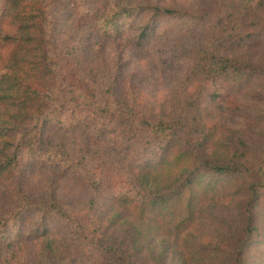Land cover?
<instances>
[{
    "label": "trees",
    "instance_id": "trees-1",
    "mask_svg": "<svg viewBox=\"0 0 264 264\" xmlns=\"http://www.w3.org/2000/svg\"><path fill=\"white\" fill-rule=\"evenodd\" d=\"M56 1L3 0L0 4V189L10 185L14 202L10 211L0 212V241L9 230L20 227L28 212L32 227L26 236L44 243L40 247L42 257L33 264H70L73 258L77 259L75 264H85L82 248L94 245L103 254L100 264H139L137 245L142 235L165 228L174 236L186 233L202 215L205 201L220 195L221 184L236 176L238 180H245L246 185L240 182L233 197L245 198L246 204L240 211L244 225L234 263L251 264L247 251L264 242V233L258 232L264 231V224H258L264 219V211L260 210L264 199V146L250 150L239 139L240 146H234V154L228 158L215 157L209 151L214 146L209 138L214 135V129L222 130L223 125H194L191 118L194 109L189 104L153 115L126 105L110 91L99 94L101 99L93 97V92L81 85L84 78L75 72L69 75L63 67L60 54L69 53L72 47L69 41L62 50L55 41ZM253 1L239 0L240 11L264 14V0H257L255 5ZM68 4L72 8L69 17H78L79 23L83 20V28L88 27L104 39H116L123 29H133V17L144 11L145 19L136 26L137 41H131L135 49H141L148 42L162 16L189 15L148 5L133 6L130 0H96V5L92 0H74ZM243 38L240 41L243 45L237 49L252 50L255 44H244ZM219 48L216 42L209 41L197 52L190 70L195 78L207 84L223 78H230L236 84L252 79L264 86V55H251L253 62L242 61L231 55L224 56ZM258 100L263 108L257 113L264 115V98ZM84 118L92 124L93 143H105L113 151V165L131 150L130 141L142 140V160L132 168L126 167L119 175L112 171L120 180L122 190L113 195L104 216L115 219L111 226L117 233L115 238L107 237L110 228H99L107 221L104 219L99 225L93 199L87 212L95 220L94 231L90 232L89 225L86 232L74 216L64 213L52 194L44 201L35 202L22 191L20 176L26 165L44 162L61 178L78 173L90 186L88 189L97 190L102 186L92 176L85 156L77 157L60 144L56 145L59 141H53V145L46 139L54 122L57 128L66 131ZM156 147V151H151ZM49 215L60 216L75 225L68 247L60 239L51 237L46 225ZM124 219L130 222L127 229L121 225ZM21 236V233L17 235ZM0 260V264L9 263L4 258Z\"/></svg>",
    "mask_w": 264,
    "mask_h": 264
},
{
    "label": "rangeland",
    "instance_id": "rangeland-1",
    "mask_svg": "<svg viewBox=\"0 0 264 264\" xmlns=\"http://www.w3.org/2000/svg\"><path fill=\"white\" fill-rule=\"evenodd\" d=\"M73 1L55 2L54 37L62 50L64 43L71 41L70 52L60 54L63 67L69 75L75 72L84 78L81 85L89 88L93 97L101 99V95L110 91L126 105L153 115L189 104L194 109L191 115L194 125H223L222 130L214 129V135L209 138L214 143L209 151L215 157L228 158L239 148V139L250 150L264 146V115L257 113L263 108L258 99L264 98V86L252 79L248 83L236 84L230 78L211 80L216 82L207 84L190 72L197 52L209 41L220 45L219 52L224 56L231 55L238 60L253 62L251 55L263 56L264 14L261 11H240L239 0H130L133 6L148 5L189 13L185 17L162 16L148 42L141 49H135L131 41H137L136 26L145 19L144 11L133 17V29H123L116 39H104L88 27L83 28V20L79 23L78 17H69L72 8L68 2ZM95 1L92 0V3L95 4ZM256 2L254 0L253 5ZM242 37L246 41L244 44H255L252 50L237 49L243 45L240 44ZM87 45L91 48L87 49ZM91 125L84 118L63 131L54 122L46 139L53 145V141H59L56 145L60 144L77 157L85 156L92 176L101 183V187L88 189L90 186L78 173L61 178L44 162L41 165H26L20 176L22 191L35 202L44 201L52 194L64 213L69 217L74 216L85 226L86 232L90 229L89 225L95 223L87 212L93 199L99 225L104 219L107 221L99 228H110L107 237L115 238L117 233L111 229L115 219L104 215L108 212L113 195L122 190L120 180L115 176L142 160V140L130 141L131 150L118 164L113 165V151L108 150L105 143H93ZM240 182L244 183L245 180H238L236 176L226 179L220 186V195L205 201L202 215L196 218L186 233L174 236L165 228L142 235L137 245L139 264H235L234 256L242 239L244 225L240 211L246 204L245 198L233 197L239 190ZM11 190L10 185L0 189V212L10 211L14 205ZM263 202L264 199L261 211H264ZM258 213L260 215L261 212ZM24 216L20 227L9 230L0 241V259L4 258L11 264H33L34 260L42 257L40 247L44 243L26 236L32 227L31 214L27 212ZM124 220L125 223L121 225L127 229L130 222ZM258 224H264V219ZM46 225L51 230V237L60 239L67 247L72 243L69 237L76 230L75 225L55 215L48 216ZM93 229L94 226L90 232ZM258 232L264 233L261 230ZM20 233L23 235L21 238L17 237ZM82 250L85 254L83 263H101L103 254L95 245L83 247ZM247 258L251 264H264V242L253 245L247 251ZM73 259L70 264L77 262L76 258ZM63 260L68 263L67 259Z\"/></svg>",
    "mask_w": 264,
    "mask_h": 264
}]
</instances>
